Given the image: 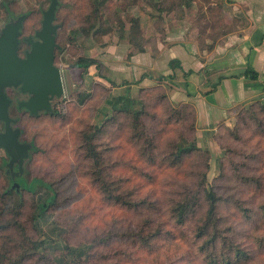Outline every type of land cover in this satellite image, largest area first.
<instances>
[{
    "label": "rangeland",
    "instance_id": "obj_1",
    "mask_svg": "<svg viewBox=\"0 0 264 264\" xmlns=\"http://www.w3.org/2000/svg\"><path fill=\"white\" fill-rule=\"evenodd\" d=\"M156 1L161 2L59 0L56 63L63 73L64 94L56 101L54 112L32 116L12 110L23 131L21 140L35 145L24 162L22 178L29 182L41 179L59 194L57 205L35 223L31 217L36 197L47 203L52 192L41 185L37 195L21 190L24 208L19 220L27 236L45 242L24 264H56L65 244L107 238V245L91 250L90 264H206L195 236L206 205L186 228L178 226L170 213L173 202L186 188H199L204 175L206 186L219 197V229L237 247L251 253L252 258L241 264H264V246L259 243L264 236V97L231 110L225 107L227 111L209 119L202 110L206 103L211 104L207 100L212 94H207L222 90L213 86L219 77L211 79L215 69L207 65L210 52L186 49L187 63L172 69L171 55L178 58V54L170 32L180 23L177 19L189 24L191 19L168 17L170 3ZM172 2L174 6L176 1ZM50 4L51 0H0V32L12 19L25 16L20 36L25 46V39L42 29ZM96 12L98 19L94 18ZM149 12L158 13V18L150 20ZM210 15L211 19L199 16L200 36L197 29L192 33L190 25L184 26L188 41L194 36L201 48L206 46L208 34L217 31L209 29L210 25L220 22L218 16ZM215 37L220 35H210ZM149 56L156 60L155 65L150 64ZM81 57L96 59L99 68L92 67L83 75L75 68ZM192 72L200 78H189ZM122 96L126 99L118 101ZM119 109L144 110L141 131L134 127L133 114L116 111ZM94 132L106 172L120 186L118 193L153 201L152 208L127 210L101 194L84 148L87 134ZM191 144L197 150L176 160V148ZM8 162L10 157L0 148V195L11 185ZM149 220L163 224L164 230L152 246L144 248L132 235L149 233L154 223L144 226ZM8 234L22 239L20 230ZM6 239L0 238V251Z\"/></svg>",
    "mask_w": 264,
    "mask_h": 264
},
{
    "label": "trees",
    "instance_id": "obj_2",
    "mask_svg": "<svg viewBox=\"0 0 264 264\" xmlns=\"http://www.w3.org/2000/svg\"><path fill=\"white\" fill-rule=\"evenodd\" d=\"M155 1V0H150ZM173 0H161L162 3H170L168 5L169 11L168 13L176 12L179 8H183V6L188 10L191 14L195 15V19L193 22L194 29H197V35L200 36L203 30H199L201 27L197 21L200 19L199 16L207 17V19H211V13L213 16H218V24L212 26L210 25L209 29L214 28V34H208L206 39L210 38V35H223L222 33L225 31V24L227 21L224 20L225 9L222 5L215 4L213 0H195L196 8L192 9L191 5L187 0H175L176 4L173 6ZM59 2V0H58ZM161 3L160 1H156ZM60 3V2H59ZM187 3V4H186ZM59 6V4H58ZM160 11H163L161 9ZM58 9V7H57ZM57 12V10H56ZM23 17V24L25 21V16ZM147 17L151 20H155L158 16L153 14H147ZM94 18L98 19L99 14L96 12L94 14ZM56 19V16H55ZM216 19V18H215ZM14 20V19H12ZM96 26V24L94 25ZM230 30V23L227 24ZM89 34V31H87ZM57 36V35H56ZM211 39V38H210ZM203 40V38H202ZM216 40V37L211 39ZM57 42V37H56ZM58 49V48H57ZM56 49V50H57ZM178 61L172 60L170 62V66L172 69L176 68ZM100 64L94 58L89 57H81L75 64V68L82 71V74H88L89 70L92 67L99 68ZM180 67V66H179ZM233 78L243 77L245 81L256 82L259 83V75L258 73L250 68L242 71L240 74L232 75ZM129 94V93H128ZM130 96V94H129ZM128 96V97H129ZM125 97V98H124ZM127 97V99H128ZM126 99V96H122L118 99V101H122ZM130 101V100H129ZM109 104H114V101H109ZM119 112H130V110L119 109L116 110ZM264 111V108H263ZM133 114L135 129L137 131L142 126V117L144 115V110L138 112H130ZM141 131V130H139ZM23 131L21 129V135ZM140 136L144 138V130L140 133ZM96 132L87 134L85 138V152L87 159L93 163L92 169V179L96 186L98 187L101 194L108 200L114 202L119 207H125L127 210L131 211H141L142 208H152L154 206V202L150 200L139 201L136 198H127V195L124 193H118V187L110 178V176L106 172L104 157L97 150V144L95 141ZM31 144V143H29ZM32 148L30 152L35 149V145L31 144ZM197 146L195 144H191L190 146H178L176 148V160L183 159L184 157L192 154ZM8 163H5L7 168L6 172L10 179L11 185L3 191L0 195V238L7 237L6 240L3 241V247L0 251V264H24L26 260L34 257L38 251L43 248L45 242L43 240H32L31 237L26 235L23 225L20 222V218L23 213L24 208V196L21 190H24L31 194L37 195V187L39 185L47 188L52 192V195L49 197L50 201L47 203L42 202V198L36 197L38 201L34 202V212L32 214V220L35 223H38L41 219H44V216L47 211L51 208L55 207L58 203V192L54 189L53 185L46 183L45 181L35 178L31 182L22 178V174H19L18 164H14L12 167L8 166ZM24 171V166H23ZM17 172L18 175L13 176V173ZM207 177L204 175L203 179L200 181V187L197 189L186 188L181 197L173 202L170 210L172 218L175 220L178 226L187 227L189 222H191L192 217L196 215V212L202 207L203 204L206 205V212L203 220H200L201 223L197 226L195 231V236H197L199 240V249L203 252V258L206 264H241L243 261L247 262L252 257L250 256V251L241 249L237 247L232 238H227L223 231L219 229L220 217L218 216V204L219 197L216 192L206 186ZM18 184V186H16ZM12 200V203L9 201ZM153 210V209H152ZM1 217L8 218L12 220L2 219ZM149 222H154L150 229V232L147 234H143L142 231L134 233L132 238H137V240L144 246V248H148L152 246L158 239V237L163 235V224L155 221H148L144 226H149ZM39 225V224H38ZM149 226V227H150ZM142 227V226H141ZM145 231L146 230V227ZM16 229L22 232V239L17 240L13 238L9 231ZM143 229V227L141 228ZM125 236V235H124ZM122 236V237H124ZM118 237V238H122ZM109 238L103 240H96L95 242H81L79 244H65V246L61 249L60 257L57 258L56 264H90L91 255L90 252L94 246L97 245H107ZM230 240V241H229ZM12 242L14 244H12ZM221 245H220V244ZM259 243L261 246H264V236L260 238ZM219 248V249H218ZM221 250V251H219ZM3 252V253H1ZM95 264V263H93Z\"/></svg>",
    "mask_w": 264,
    "mask_h": 264
},
{
    "label": "crops",
    "instance_id": "obj_3",
    "mask_svg": "<svg viewBox=\"0 0 264 264\" xmlns=\"http://www.w3.org/2000/svg\"><path fill=\"white\" fill-rule=\"evenodd\" d=\"M188 1L192 9L196 8L195 0ZM213 2L215 4L220 3L225 9L224 20L227 21V24L230 23V30L225 24L223 35H220L216 40L206 39V46L202 48L198 46V41L194 36L188 41L187 36H185L187 33L184 34L185 25H190L192 33H196L193 26L195 15L193 13L190 14L185 8L186 6L179 8V10L177 9L176 12L169 13L168 16H175V18L186 17V20L190 18L192 24L187 21L183 22L182 19H177L180 20V23L177 22L170 32L173 33L171 36H174V42L172 43L175 44L174 50L178 54V58L172 54L171 59H179L177 60L178 63L175 64L176 67L184 66L190 58L185 53L186 49L192 52L200 51L201 49L210 52L206 57L207 65L215 69L212 73L214 76L211 79L219 77L218 80L216 78L213 81V86H219L218 88L222 90L216 92L214 89L212 93L207 94H212L207 100L211 104L206 103L209 107L206 108L205 104L202 110L209 115V119L212 115L216 117L217 112L227 111L224 109L225 107L231 110V108L247 100L250 102L255 98L264 97V0H213ZM149 14L159 16L158 13L149 12ZM162 14V17L166 16V12ZM208 33L210 32L208 31ZM171 36L167 38L172 39ZM191 59L192 61L194 60L193 57ZM148 61L152 65L156 63L152 56H149ZM247 68L253 69L258 73L259 83L245 81L243 77H231L233 75L232 72L234 75L240 74ZM189 78L194 80L197 78L198 80L200 75L192 72Z\"/></svg>",
    "mask_w": 264,
    "mask_h": 264
},
{
    "label": "water",
    "instance_id": "obj_4",
    "mask_svg": "<svg viewBox=\"0 0 264 264\" xmlns=\"http://www.w3.org/2000/svg\"><path fill=\"white\" fill-rule=\"evenodd\" d=\"M58 0H51L50 7L44 12L42 29L37 32L38 42H33L32 51L26 59L18 55L19 35L23 27V17L11 20L0 32V121L6 123V131L0 132V148L7 151L10 157L9 167L18 164L19 174L23 173V165L28 159L31 144H20L18 139L21 129L13 130L9 115L11 100L5 89L19 87L23 93L33 95L31 100L20 104L33 114L39 110L51 111L48 95L62 96L64 84L59 67L54 64V51L58 48L56 33L58 26L54 24ZM18 175L17 172L13 176ZM18 186V184H16Z\"/></svg>",
    "mask_w": 264,
    "mask_h": 264
},
{
    "label": "flooded vegetation",
    "instance_id": "obj_5",
    "mask_svg": "<svg viewBox=\"0 0 264 264\" xmlns=\"http://www.w3.org/2000/svg\"><path fill=\"white\" fill-rule=\"evenodd\" d=\"M54 24H55V21H54ZM57 32H58V30H57ZM56 35H57V33H56ZM20 36H21V31H20V35H19L18 55H19L20 58L26 59L28 54L32 51V44L29 43V39H32L33 42H38V41H40V39L37 37V33H36L35 37H29V38L25 39L26 45L24 46ZM54 64H55V66L58 67V65L56 63V50L54 51ZM61 74H62V78H63L62 70H61ZM63 84H64V81H63ZM5 92L7 94V97L11 100V103H10V106H9V115H10V117L12 119L11 127L13 128V130L20 129L16 125V123H17L16 116L12 115L13 108H15L17 111L18 110L19 111L24 110L25 112L29 113L32 116H38V115H40L42 113L54 112L55 111L56 101L63 96L62 95V96L58 97L56 95L53 96L52 94H49L48 95V101H49V104H50L52 110L51 111L39 110L37 114H33L28 108H26L24 106L20 107V104L28 102L29 100H31L33 95H31L29 93H23L21 91V86H19V87H8V88L5 89ZM20 95H22L23 97H21ZM19 96H20V98H19ZM5 131H6V123L4 121H0V132L4 133ZM18 141H19L20 144H27L26 142L21 140V135L19 136ZM6 153H7V151H6Z\"/></svg>",
    "mask_w": 264,
    "mask_h": 264
}]
</instances>
